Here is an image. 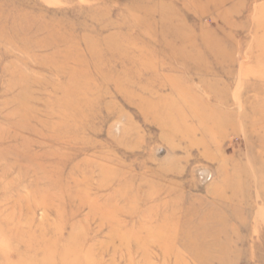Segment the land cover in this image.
<instances>
[{"label": "rangeland", "instance_id": "rangeland-1", "mask_svg": "<svg viewBox=\"0 0 264 264\" xmlns=\"http://www.w3.org/2000/svg\"><path fill=\"white\" fill-rule=\"evenodd\" d=\"M0 264H264V0H0Z\"/></svg>", "mask_w": 264, "mask_h": 264}]
</instances>
